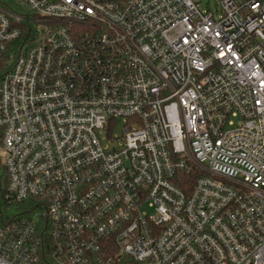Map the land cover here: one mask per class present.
<instances>
[{
    "label": "built area",
    "instance_id": "built-area-1",
    "mask_svg": "<svg viewBox=\"0 0 264 264\" xmlns=\"http://www.w3.org/2000/svg\"><path fill=\"white\" fill-rule=\"evenodd\" d=\"M221 7L0 0V264H264V0Z\"/></svg>",
    "mask_w": 264,
    "mask_h": 264
},
{
    "label": "trees",
    "instance_id": "trees-1",
    "mask_svg": "<svg viewBox=\"0 0 264 264\" xmlns=\"http://www.w3.org/2000/svg\"><path fill=\"white\" fill-rule=\"evenodd\" d=\"M2 146V130L0 129V147ZM8 187L7 170L0 157V227L8 224L17 217L18 212L22 210L20 205H11L6 197ZM114 264H137L129 258H121Z\"/></svg>",
    "mask_w": 264,
    "mask_h": 264
},
{
    "label": "rangeland",
    "instance_id": "rangeland-1",
    "mask_svg": "<svg viewBox=\"0 0 264 264\" xmlns=\"http://www.w3.org/2000/svg\"><path fill=\"white\" fill-rule=\"evenodd\" d=\"M12 1L15 2V0ZM193 1L196 3L198 9L201 12L212 13L216 16V18L220 16L222 13L221 0H193ZM121 128H122V122L121 120H119V125L115 131L116 135H121L122 132Z\"/></svg>",
    "mask_w": 264,
    "mask_h": 264
}]
</instances>
